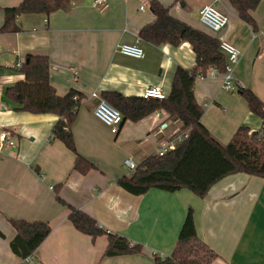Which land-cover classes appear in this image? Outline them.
I'll return each mask as SVG.
<instances>
[{"label":"crops","instance_id":"0c3cea01","mask_svg":"<svg viewBox=\"0 0 264 264\" xmlns=\"http://www.w3.org/2000/svg\"><path fill=\"white\" fill-rule=\"evenodd\" d=\"M23 0H0V29L5 8ZM95 0H73L66 10L50 16L24 15L10 33H0V264H21L10 242L11 220L44 222L52 232L31 259L35 264H155L154 256L170 257L189 209L199 239L215 254L211 264H264V179L234 174L215 184L201 199L189 190L169 193L152 189L143 196L125 191L119 181L129 177V163L139 166L156 155L160 143L177 138L183 126L164 110L123 123L119 133L93 115L105 93L141 98L147 88L161 86L168 96L177 68L192 69L195 54L189 43L155 47L139 33L155 21L148 0H107L100 12ZM176 19L237 47L242 56L233 85H242L264 103V0L252 13L256 29L240 19L228 0H158ZM215 5L228 17L219 33L208 31L199 11ZM143 7V10L141 8ZM124 44H139L143 60L125 57ZM27 55L47 56L51 85L59 96L82 95L72 134L78 154L95 169L73 171L75 155L51 137L58 121L53 115L18 110L6 90L25 77L14 66ZM203 108L202 124L227 145L241 127L257 132L263 121L248 107L240 90L223 89L221 76L210 74L195 84ZM15 142L5 146L1 135ZM181 142L178 144V146ZM67 204L93 217L109 233L141 245L143 253L106 257V236L82 234L68 220L69 210L56 200L55 188Z\"/></svg>","mask_w":264,"mask_h":264},{"label":"trees","instance_id":"16d2710c","mask_svg":"<svg viewBox=\"0 0 264 264\" xmlns=\"http://www.w3.org/2000/svg\"><path fill=\"white\" fill-rule=\"evenodd\" d=\"M241 20L256 29L252 13L262 0H228ZM73 0H23L18 6L5 8L4 25L0 33H10L20 17L24 15H45L66 10ZM155 21L146 25L139 33L142 41L155 47L170 45L179 47L189 43L195 54L192 69L177 68L170 94L163 100L128 98L120 94L105 93L102 99L117 109L126 121L139 122L158 110H164L172 119L179 120L184 130L190 131L189 139L176 150L164 156L154 155L146 159L129 177L119 181V185L134 196H143L152 189L169 193L189 190L204 199L211 188L224 178L234 174H247L264 179V103L247 88L240 92L251 112L263 121V127L251 132L241 127L229 144L217 141L202 124L203 108L195 98V84L200 75L207 77L211 69L221 75L226 71L227 59L220 50L221 41L212 35L193 28L172 16L171 10L158 0H148ZM185 0H174V4ZM51 63L47 56L27 55L19 72L25 77L6 90V98L18 110L38 115H53L58 118L51 137L61 142L75 157L73 171L88 174L95 167L81 157L75 146L72 127L82 95L76 91L59 96L50 80ZM123 125V124H122ZM57 202L69 210L68 220L77 231L96 240L108 238L106 257L143 253L141 245L130 242L125 237L109 233L98 225L88 214L65 203L55 188ZM15 237L10 248L21 264L32 259L36 251L52 232L48 223L11 220ZM0 236L4 235L0 232ZM216 254L203 243L197 234L193 210L189 209L181 229L178 242L170 257L154 256L155 264H211Z\"/></svg>","mask_w":264,"mask_h":264},{"label":"built area","instance_id":"2783aa9c","mask_svg":"<svg viewBox=\"0 0 264 264\" xmlns=\"http://www.w3.org/2000/svg\"><path fill=\"white\" fill-rule=\"evenodd\" d=\"M94 6L100 12H106L109 9L107 0H95ZM143 10V7L141 8ZM200 23L210 32L219 33L228 24V17L221 12L215 5H207L201 8L199 11ZM221 52L227 59L226 71L223 75L219 73L217 69H211L210 74L213 76H221L223 79V89L226 91L237 92L240 89H245L242 85H233V73L236 65L239 63L242 52L226 41H221L220 45ZM119 52L121 55L133 59L143 60L146 58V53L139 44H124L120 46ZM23 63H18L14 66L15 69H20ZM199 78H204L200 75ZM93 97L97 99V103L93 110V115L100 120L105 126H107L111 133L117 135L123 124V117L121 113L109 105L105 100L95 93ZM142 97L144 99L154 98L163 100L167 96L161 86H153L147 88ZM190 136L189 130H183L180 132L177 138L166 139L160 143V147L156 153L158 156H164L167 153L176 150L184 141L188 140ZM2 142L5 146L13 147L15 142L11 140L8 135L4 132L1 135ZM181 144L178 146V144ZM137 166L129 163L128 170L135 171ZM27 264H35L31 259L26 261Z\"/></svg>","mask_w":264,"mask_h":264},{"label":"water","instance_id":"95a60500","mask_svg":"<svg viewBox=\"0 0 264 264\" xmlns=\"http://www.w3.org/2000/svg\"><path fill=\"white\" fill-rule=\"evenodd\" d=\"M181 6H184V3H181Z\"/></svg>","mask_w":264,"mask_h":264}]
</instances>
